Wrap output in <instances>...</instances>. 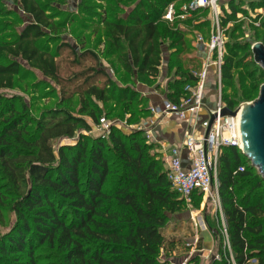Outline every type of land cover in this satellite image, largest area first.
<instances>
[{"label": "trees", "instance_id": "16d2710c", "mask_svg": "<svg viewBox=\"0 0 264 264\" xmlns=\"http://www.w3.org/2000/svg\"><path fill=\"white\" fill-rule=\"evenodd\" d=\"M5 1L18 5L30 21L15 40L0 42V56L14 59L0 64V90L13 87L20 72L18 58L44 77L60 82L55 55L39 41L48 33L59 35L67 26L55 23L54 16L38 0ZM91 1L81 5L85 10L79 25L82 32L106 31L104 37L110 40L117 63L136 83L149 86L155 82L160 44L164 38L170 40L168 47L173 52L168 56L166 71H174L165 94L167 100L178 103L185 95V85L194 84L196 79L182 66L183 33L161 21L170 3L178 7L190 0H100L104 5L96 7L90 6ZM234 1H227L230 12L222 16V27L236 20L241 11ZM236 1H246L252 8L264 7V0ZM114 11L120 15L109 17ZM236 32L235 28L230 32L232 43L227 44L221 69L224 87L233 84L236 70L241 76L240 90L232 98L222 95L225 107L231 110L240 101L254 99L259 79L264 78V70L253 59L244 62L252 53L244 51L246 44L236 42ZM260 38L264 45V37ZM79 57L82 61L95 60L85 50ZM87 75L92 72L82 77ZM78 94L82 111L94 121L98 117L90 106L92 100L103 103L111 99L125 111L138 109L135 123L150 115L147 99L135 88L119 89L111 81L104 86L93 82L86 83ZM5 102L0 107V204L15 214L16 223L0 234V264H173L175 256L186 250V240L171 235L176 229L168 231V214L182 213L185 202L171 189L166 170L151 154L153 146L147 144L143 132L124 134L112 126L106 138L98 136L89 141L79 136L75 144L59 146L55 151L56 141L75 136L79 120L45 112L32 119L23 105L16 106L14 100ZM127 113L129 122L133 113ZM240 166L243 171H238ZM217 180L235 264H247L251 258L256 259L255 264H264V179L240 149L223 147ZM250 182L253 184L240 196ZM192 198L199 203L202 194L195 191ZM205 222L220 250L217 214L212 219L207 216ZM46 249L47 254L39 253ZM224 258H210L208 264H227L225 253ZM191 264H201V258L194 256Z\"/></svg>", "mask_w": 264, "mask_h": 264}, {"label": "rangeland", "instance_id": "374dc122", "mask_svg": "<svg viewBox=\"0 0 264 264\" xmlns=\"http://www.w3.org/2000/svg\"><path fill=\"white\" fill-rule=\"evenodd\" d=\"M38 1L49 10L50 14L54 16L55 23H61L67 26L66 30L60 32L59 35L53 36L48 33L45 38L39 41V45L41 47L47 48L55 55L60 82L56 83L44 77L39 71L28 67L24 61L18 58L16 61L20 64V72L15 77L14 85L11 89L0 90V107L6 104L5 100H8V102L10 100H14V104L16 106L23 105L26 107L27 116L32 119L40 118L42 113L45 112L48 115H68L69 117L79 120L80 128L77 130L75 136L70 139L62 138L56 141L54 144L55 151H57L59 146L75 144L79 136H84L88 138L89 141L98 136L102 137L100 123L101 118H104L106 122L114 120L116 123L115 125L113 124V127L119 128L122 132H124V134H130L131 131L136 130L142 121L141 120L137 123L134 122L139 116V113L137 112L138 109L133 108L132 111H125L122 105H116L111 99L103 103L92 100L90 103V106H93L94 110L97 112V121H94L87 112L82 111L83 104H81L78 92L82 91L86 83L94 82L98 86H104L107 82L111 81L115 84V87L119 89L125 87L136 89V86H139L140 84L136 83L132 77L125 73L117 63L116 54H114L113 48L110 47V40L104 37V35H106V31L99 29L96 34H91L90 30L85 33L82 32L79 25L80 20H84L83 13L85 10L82 9L81 5L85 0ZM227 1L228 0H221L220 2V9L223 16H226V13L230 12L229 7L227 6ZM132 2L133 1L128 4H131ZM90 4V6L96 7L104 5V2L100 0H92ZM128 4L127 7L129 6ZM234 5L241 8V11L236 14V20L228 23L226 26H223L224 36L226 38L224 55L226 54L227 44L230 45L232 43V40L230 39V32L234 28L237 30L236 34L239 35L236 42L244 45L246 44L244 46V51H251V46L255 42H261L259 41L261 40V36L264 37V7L252 8L246 1L236 0L234 1ZM97 10L99 9L96 8V11ZM114 12L109 17L120 15L116 13V11ZM208 17L209 11L204 9L200 10L198 13L196 12L195 14H190L180 23H167L164 20L161 21L164 25L166 24L169 26L171 30H178L183 33L185 49L182 53V66L186 70L198 71L200 68L201 58L199 59L198 57L199 52L195 44V34L200 33L208 36L210 31ZM95 19H97V17H95ZM29 21L30 17L24 14L18 5L10 4L5 0H0V42H12L15 40ZM81 38H83V41ZM99 40H101V43L98 44ZM169 44L170 40L167 38H164L160 44L161 50H163L164 54H166L167 60L169 54L171 55V52H173V50L168 47ZM84 50L91 52L95 60L89 59L82 61L79 55L84 52ZM251 59H253V54L247 55L244 62L250 61ZM12 60L14 59L7 55L0 56V64H7ZM256 65L259 66L258 64ZM259 68L262 69L260 66ZM166 69L167 62L165 66L162 67L161 72H163V76H168V82V79L173 74L174 69L170 72V74H168ZM84 72H92V75L82 77V75L85 74ZM255 73L257 74L258 71H255ZM262 78L263 77L259 79V86L264 84V78ZM240 80L241 76L239 74V70H236L234 72L233 84L230 87H224L222 83L221 96L228 95V97L232 98L234 92L236 90L239 91L241 88ZM159 81L160 82L156 81V83L154 82L149 86L144 85L153 88L156 86L158 94H162L164 90L162 86L166 81L164 78ZM208 81L213 84L215 91L216 89L213 78H209ZM140 96L143 97V94ZM256 97L254 99H256ZM254 99L250 101H240L236 107L243 103L251 102ZM126 112L133 113L129 122L127 120L130 115L128 113L126 114ZM143 135L145 137L144 132ZM107 136L108 135L102 138H106ZM145 140L147 144H152L153 147L151 149V154H153L163 170H165L167 163L166 157H168V153H161L159 149L160 146L158 144L155 142H148L146 138ZM112 161L113 158H110V162ZM253 172H255V170L252 171V173ZM110 184L111 185L109 187L113 186L112 182H110ZM250 184H253V182L246 184L241 189L240 196L246 192V188ZM261 191L262 194H264V183L261 184ZM256 192L259 191H254V193ZM0 206V234H5L16 223V217L15 214L9 210L8 206L3 207V204H0ZM215 214H217L216 207L210 200H204L202 198L201 202L198 203L196 200L194 201L193 198H191L189 203H185L182 213L176 215L168 214L170 219L168 231L175 228L176 231L171 233V235L182 238L188 237L187 239H189L193 231L191 216L197 215L199 219L205 221L207 216L209 219H212L215 217ZM218 217L219 216L217 214V218ZM207 229L212 234V231L208 226ZM221 240V249L219 250L217 247V239H214L213 249L215 252L216 248H218L217 251L221 254L222 259L224 258L225 253L228 264L231 257L233 258L232 250L231 253H229L226 249L223 250L224 244L222 237ZM47 252L48 250L46 249V251H40L39 253L47 254ZM205 261L208 262L209 257L208 261ZM6 264H9V262L7 261Z\"/></svg>", "mask_w": 264, "mask_h": 264}, {"label": "built area", "instance_id": "2783aa9c", "mask_svg": "<svg viewBox=\"0 0 264 264\" xmlns=\"http://www.w3.org/2000/svg\"><path fill=\"white\" fill-rule=\"evenodd\" d=\"M221 0H190L176 6L175 2L170 3L162 16V20L167 23L182 22L190 14H195L200 10L209 11L208 36L195 34V44L200 46L203 52L198 71H190V74L196 79L194 84H186L184 87L185 95L178 103H173L167 99L162 101L161 106H149V117L143 119L136 130L143 131L145 138L149 142H154L152 128L156 119L176 114L183 118L187 113L194 118L204 106V93L209 78H213L215 86V102L205 119L200 122L202 131L198 135L194 132L186 133L182 146L185 148L190 160L188 168L182 165L180 150L176 147H170L168 157H166V177L170 183L171 189L176 192L180 199L186 204L190 202L192 194L196 191L202 194L204 200H210L216 207L218 214V226L223 239V250L231 253V247L228 239L227 226L224 214L221 208L218 195L217 167L219 156L223 147H236L241 150V141L239 134V112L234 116L220 117L219 113L225 107L221 96V69L223 64V55L225 50L226 38L221 24L223 14L220 9ZM161 50V45H160ZM167 62L166 54L161 50V61L159 72ZM211 114H216V118L211 124L205 137V130L209 125ZM102 137L108 135L109 130L115 121L106 122L104 118L100 119ZM161 148L165 145L161 142ZM166 152V151H165ZM243 166L238 171H243ZM193 225L192 235L184 243L186 254L184 257L173 264H191L194 256L201 254L199 248V232L206 228L205 221L199 219L197 215L191 216ZM190 221V222H191ZM231 255V254H230ZM214 259L220 260L219 253L213 254ZM256 259L251 258L247 264H255ZM228 264H235L234 259L228 261Z\"/></svg>", "mask_w": 264, "mask_h": 264}, {"label": "crops", "instance_id": "0c3cea01", "mask_svg": "<svg viewBox=\"0 0 264 264\" xmlns=\"http://www.w3.org/2000/svg\"><path fill=\"white\" fill-rule=\"evenodd\" d=\"M198 13V12H197ZM206 36V35H205ZM198 48V57L199 59L202 57L203 52L200 46H197ZM163 72H159L158 77L155 79V83L160 82L162 78L166 82H164V85L162 88H164L162 94H158L157 87H148L144 84H139V86H136V90L143 94V97L147 99L148 101V107L149 106H161L162 101L166 99V83H167V76L162 75ZM158 85V84H157ZM162 85V84H161ZM215 91L213 88V84H211L209 81L206 84L205 93H204V106L202 110H200L194 118H190L191 116L187 113L183 118L179 117L176 114H172L169 116H165L162 118L156 119V122L152 128V136L154 139V142L158 144L159 142L163 143L165 146V151L161 148V144H158L160 147L161 153H167V150L169 151L170 147H176L180 150V155L182 159V165L184 168H188L190 160L188 158V154L183 148L182 143L183 139L186 133L194 132V134L198 135L199 132L202 131L200 122L206 118L208 111L211 110L214 106L215 101ZM169 155V153H168ZM206 228L200 230L199 232V243L201 244V254L199 257L201 258V264H208V257L212 259L214 252L213 244H214V237L211 234V232L207 229V224L205 222ZM192 235V234H191ZM188 237L184 238L187 240ZM186 254V251H180L178 253V256L176 257V261L172 262H178L180 261L184 255ZM173 260V259H172ZM207 260L208 262H206Z\"/></svg>", "mask_w": 264, "mask_h": 264}, {"label": "water", "instance_id": "95a60500", "mask_svg": "<svg viewBox=\"0 0 264 264\" xmlns=\"http://www.w3.org/2000/svg\"><path fill=\"white\" fill-rule=\"evenodd\" d=\"M251 51L254 62L264 70V45L255 42ZM238 112L241 152L264 178V84L260 86L256 99L243 103L234 110L223 107L219 116H234ZM215 118L216 114L210 115L205 137Z\"/></svg>", "mask_w": 264, "mask_h": 264}]
</instances>
